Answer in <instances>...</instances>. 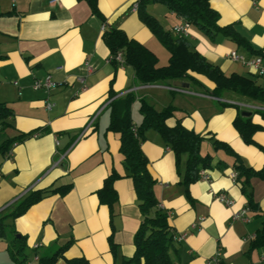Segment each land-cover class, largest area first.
Listing matches in <instances>:
<instances>
[{"label": "crops", "instance_id": "crops-1", "mask_svg": "<svg viewBox=\"0 0 264 264\" xmlns=\"http://www.w3.org/2000/svg\"><path fill=\"white\" fill-rule=\"evenodd\" d=\"M134 1L97 0L100 19L91 13L87 0H0V104L12 112L4 134L7 138L31 134L10 156H0V219L7 231H14L25 243L14 261L8 253L12 239L9 235L0 238V260H5L0 264H39L40 258L69 241L64 253L67 260L83 257L89 264H120L132 256L141 216L131 180L121 178L114 183L117 202L111 208L99 204L96 196L112 170L125 174L118 136L106 128L109 103L130 93L136 126L141 119L133 110L140 100L155 110L172 106L175 111L167 126L179 122L200 135V153L212 156L210 168L204 170L208 179L199 178L186 191L182 184L185 158L177 167L174 154L159 135L153 130L144 134L141 150L156 181L154 194L168 214L173 233L184 236L174 243L172 261L205 264L221 247L224 264H264V249L249 250L260 219L249 213L248 223L231 221L234 213L247 207L240 186L230 178L233 158L212 147L214 141L224 143L245 167L264 169V151L245 144L233 127L238 112H247L242 105L264 108L235 98H214L210 94L213 84L196 74L190 75L197 83L182 82L187 88L171 90L174 82L168 81L141 85L130 66L112 62L102 39L103 26L121 30L144 45L157 62L164 48L139 20L132 9ZM209 5L218 14L217 26H232L242 41L220 33L211 39L190 26L184 38L191 49L225 76L251 77L264 87V78H255L248 68L228 58L231 51L246 59L264 58V0L256 6L250 0H209ZM163 8L166 5L154 2L147 12L177 38L171 29L181 19L168 8L166 15ZM48 76L53 88H33ZM45 100L54 105L50 110L45 109ZM252 122L264 127L260 116L252 117ZM253 140L264 147V130L255 133ZM60 155L64 157L55 166ZM68 184L71 189L65 195H50L19 218H7L29 191ZM251 191L264 212V180L253 179ZM219 192L233 201L231 207L215 199ZM55 264L66 262L60 259Z\"/></svg>", "mask_w": 264, "mask_h": 264}, {"label": "trees", "instance_id": "trees-1", "mask_svg": "<svg viewBox=\"0 0 264 264\" xmlns=\"http://www.w3.org/2000/svg\"><path fill=\"white\" fill-rule=\"evenodd\" d=\"M154 2L166 5L168 10L177 18L185 20L190 26L199 29L211 39L220 33L235 42L242 41L233 32L232 26L223 28L217 26L218 14L211 9L209 0H138L136 10L138 18L166 48L169 53L168 63L163 67H157V58L144 45L129 39L121 30L106 27L102 39L109 50L112 62H115V55L121 53L123 64L133 69L134 76L141 85H155L163 81L197 83V80L190 75L196 74L203 76L213 84L214 88L210 91V94L214 98H235L264 108V87L251 77L234 74L225 76L219 67L208 62L192 50L183 36L172 38L171 34L165 32L159 22L147 12V6ZM87 3L91 13L102 19L97 8V0H87ZM133 102L134 96L130 93L123 98L112 100L108 105L109 123L106 130L118 136L119 153L122 156L125 174L121 176L112 170L103 180L100 189L96 191V196L99 204L111 208L117 202L114 183L121 178H128L132 182L141 222L133 236V254L130 258L123 259L120 264H175L170 257V253L175 249L176 235L168 223L167 212L161 208L154 194L156 181L149 173V162L141 150L144 134L149 130L155 131L161 141L174 154L177 167L182 158H185L182 184L186 191L189 185L199 179L201 170L210 168L212 156L200 153L203 142L200 135L186 130L179 122L173 127L167 126L166 121L174 115V107L167 106L161 110H155L151 105L140 100L138 112L141 115V121L136 126L131 118ZM236 108L238 109L239 106H236ZM241 112H238L233 121L234 129L245 144L256 146L264 151V147L257 145L253 140L254 134L264 130V127L252 122L253 114L250 117H242ZM256 112L264 120V110H257ZM11 118V110L1 103L0 135L3 139L0 142V156L7 154L13 146L31 136V134H27L13 138L5 137L4 132L10 127ZM212 147L213 150H222L227 156L233 158L232 170L237 174L235 183L240 186L241 193L247 200V208L250 213L256 214L255 217L260 219V227L249 243V250L264 249V212L259 210L251 191V181L253 179L264 180V169L257 171L245 167L240 158L224 143L214 141ZM70 189L71 184L29 191L22 199L17 201L16 206L7 215V218L13 221L24 215L29 208L44 198L53 194L63 196ZM11 232L13 233L12 246L8 249V253L10 258L16 261V256L24 250L25 243L22 237L16 238L14 231ZM5 235L6 225L3 223L2 218L0 219V238L5 237ZM70 244L71 241L57 249L50 256L40 258L39 264H55L60 259L64 260L66 264H89L83 257L65 259L64 253Z\"/></svg>", "mask_w": 264, "mask_h": 264}, {"label": "built area", "instance_id": "built-area-1", "mask_svg": "<svg viewBox=\"0 0 264 264\" xmlns=\"http://www.w3.org/2000/svg\"><path fill=\"white\" fill-rule=\"evenodd\" d=\"M51 1L53 3L58 2V0H51ZM250 2L253 6H256L258 4L259 0H250ZM137 7H138V0H135L132 4V9L134 11H136ZM105 29H106V27L103 26V29H102L103 32ZM189 29H190V24L188 22H186L185 20L181 19V21L178 24H176L172 27L171 33L173 35H176V36L186 37L188 35ZM228 58L231 61L241 63L243 66L248 68L255 76H257L259 78H264V58H262L261 56H256V57L246 59L244 56L238 54L236 51H231L228 54ZM114 61L116 63L123 64L121 53H117L115 55ZM88 71H91V69L89 67H88ZM54 86H55V84L50 80L49 76L46 77L43 82L36 81L33 84L34 89L43 88L46 91L53 88ZM177 89H179V88H176V87L171 88V90H177ZM53 106L54 105L51 102H49L47 100L44 101V107L46 110H50ZM241 108L251 109L252 107H250L248 105H242ZM37 136H38L37 134H34L32 137H37ZM55 145H57V142L55 143ZM15 146H13V148ZM12 149L9 150V152L7 153L8 156L11 155ZM63 157H64V155H60V159L57 163H55V166H57L62 161ZM236 176H237V174L234 171L230 174V178L232 179L233 182H235ZM199 178L208 179V176L204 170H201L199 172ZM215 199L220 204L224 205L225 207H231L233 204V201L231 199H228L227 196L225 195V193H223V192L217 193L215 195ZM249 213H250L249 209L247 207H245L241 211L234 213L231 216V221H240L242 223H248L250 221V218L248 216ZM183 238H184L183 235H177L175 237V240H176V242H181L183 240ZM205 264H224L221 247L217 248L216 252L210 258H208L205 261Z\"/></svg>", "mask_w": 264, "mask_h": 264}, {"label": "rangeland", "instance_id": "rangeland-1", "mask_svg": "<svg viewBox=\"0 0 264 264\" xmlns=\"http://www.w3.org/2000/svg\"><path fill=\"white\" fill-rule=\"evenodd\" d=\"M164 9V11H165V14L167 15V13H166V11H167V8H163ZM167 50H166V48H163V50H162V52H160V53H158L157 54V56H158V58H159V60H158V62H157V67H160V66H162L163 64H166L165 62H166V60H167V57H168V54H167ZM164 66V65H163ZM232 99H234V98H232ZM132 107H133V105L131 106V109H132ZM138 107H139V102H138V106L133 110L134 112H133V115L135 114L136 115V113H138V115H139V112H138ZM244 110H246L247 112H249V113H251V114H253L252 115V117H253V119H256L257 117H259V115H258V113L256 112L255 113V111H257V110H262V109H259V108H251V109H245L244 108ZM140 116V119H141V115H139ZM141 121V120H140ZM3 138L1 137V135H0V142H1V140H2ZM204 153L203 154H205V151H203ZM12 233L11 232H9V231H7L6 230V235H9L10 237H9V240H11L13 237H12V235H11ZM1 262H3V261H5V260H0Z\"/></svg>", "mask_w": 264, "mask_h": 264}, {"label": "water", "instance_id": "water-1", "mask_svg": "<svg viewBox=\"0 0 264 264\" xmlns=\"http://www.w3.org/2000/svg\"><path fill=\"white\" fill-rule=\"evenodd\" d=\"M163 1H170V0H163ZM173 86L176 88H179V89L187 88V84L182 83V82H174ZM240 115L242 117H250L251 116V114L249 112H241ZM17 238H19V235H17Z\"/></svg>", "mask_w": 264, "mask_h": 264}]
</instances>
